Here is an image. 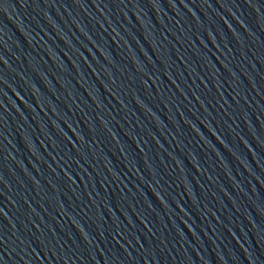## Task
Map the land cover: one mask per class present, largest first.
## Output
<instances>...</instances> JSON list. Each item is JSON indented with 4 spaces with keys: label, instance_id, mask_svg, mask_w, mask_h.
<instances>
[{
    "label": "water",
    "instance_id": "water-1",
    "mask_svg": "<svg viewBox=\"0 0 264 264\" xmlns=\"http://www.w3.org/2000/svg\"><path fill=\"white\" fill-rule=\"evenodd\" d=\"M0 264H264V0H0Z\"/></svg>",
    "mask_w": 264,
    "mask_h": 264
}]
</instances>
